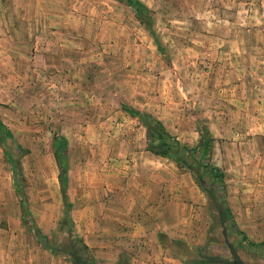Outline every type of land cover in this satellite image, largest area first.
I'll return each mask as SVG.
<instances>
[{
  "label": "rangeland",
  "instance_id": "rangeland-1",
  "mask_svg": "<svg viewBox=\"0 0 264 264\" xmlns=\"http://www.w3.org/2000/svg\"><path fill=\"white\" fill-rule=\"evenodd\" d=\"M138 1L146 17L124 0H0V122L12 136L0 133V264L43 249L34 227L58 264H72L75 238L96 264H133L124 193L142 160H170L147 148L149 117L191 148L208 137L218 202L238 195L241 233L210 201V231L222 229L205 253L229 264L224 224L239 258L264 264V0Z\"/></svg>",
  "mask_w": 264,
  "mask_h": 264
},
{
  "label": "crops",
  "instance_id": "crops-1",
  "mask_svg": "<svg viewBox=\"0 0 264 264\" xmlns=\"http://www.w3.org/2000/svg\"><path fill=\"white\" fill-rule=\"evenodd\" d=\"M142 165L144 169L138 177L136 189L124 193L131 199L128 203L131 213L136 214L133 226L135 248L130 251L134 256L133 264H207L205 260L209 255L203 247L212 235L220 237L222 229L219 224L214 226V232L210 231V199L198 186L190 184L187 173L171 160H142ZM233 198L231 195L229 208L236 214L234 203L238 202V195L236 201ZM253 203L247 202L249 211L258 210ZM261 210L264 212V203ZM235 224L237 229L241 228L236 215ZM257 224L264 228V221ZM98 237L89 238L94 242ZM127 249L125 246L121 252ZM29 252L27 264H42L44 257L49 264H58L56 256L46 254L45 249L34 244Z\"/></svg>",
  "mask_w": 264,
  "mask_h": 264
},
{
  "label": "trees",
  "instance_id": "trees-1",
  "mask_svg": "<svg viewBox=\"0 0 264 264\" xmlns=\"http://www.w3.org/2000/svg\"><path fill=\"white\" fill-rule=\"evenodd\" d=\"M127 5L133 8L136 14L139 17L147 16V9L143 4H141L138 0H124ZM150 125L146 126V139H147V148L150 152L154 153L157 156L168 158L172 162H174L180 170L189 172L195 180V183L199 187L201 191H203L210 201L215 205L216 209L221 215L222 223H224L225 219L231 220V224L233 230L236 233H241L235 224L231 211L226 204L224 196H221L222 202H218V198L216 196V192L214 187L218 185V187L224 192L225 184H224V173L217 167L210 164L208 160L211 151V144H209V138L205 137L206 140H202L197 146L191 148L187 145L181 144L174 136H172L169 132L166 131L161 121L149 117ZM0 133L3 134L6 138L12 137L10 132L3 126L0 122ZM9 160H11L9 158ZM61 160H59V163ZM60 165V164H59ZM61 167V173L59 175V183L61 187V192L63 198L65 199V190L67 188L68 179L63 174L64 168ZM14 177H16V172L13 171ZM205 177H208L209 182L207 183ZM210 186V187H209ZM213 186V188H212ZM223 197V198H222ZM67 205V212L70 210V204ZM26 213V211H24ZM66 219L70 218L66 216ZM223 225V235L225 237V242L229 248L230 256L228 257L227 262L229 264H247L244 263L239 256L237 255L234 247L228 241L224 224ZM35 228V238L42 245L43 249L49 250L50 248L47 246L48 238L44 235L40 229ZM243 239L248 242V238L243 236ZM75 241L79 244L78 249L70 248L68 255L71 257L72 264H96L91 258L90 251L88 246L82 240V238H75ZM251 246H256V244L252 242H248ZM215 260H219L217 257H207L205 262L207 264H215Z\"/></svg>",
  "mask_w": 264,
  "mask_h": 264
}]
</instances>
